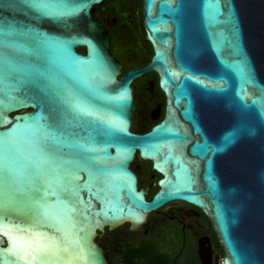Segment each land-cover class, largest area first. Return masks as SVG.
I'll use <instances>...</instances> for the list:
<instances>
[{
    "label": "water",
    "instance_id": "obj_1",
    "mask_svg": "<svg viewBox=\"0 0 264 264\" xmlns=\"http://www.w3.org/2000/svg\"><path fill=\"white\" fill-rule=\"evenodd\" d=\"M105 1L44 0L41 17L0 0V150L16 149L21 200L28 173L49 179L46 207L0 208V264H107L106 229L145 233L173 201L205 214L221 264H264V0H141L152 56L125 72L95 16ZM150 70L165 113L135 133L132 82ZM136 155L159 175L150 199Z\"/></svg>",
    "mask_w": 264,
    "mask_h": 264
},
{
    "label": "flooded vegetation",
    "instance_id": "obj_2",
    "mask_svg": "<svg viewBox=\"0 0 264 264\" xmlns=\"http://www.w3.org/2000/svg\"><path fill=\"white\" fill-rule=\"evenodd\" d=\"M126 1L120 0V6L104 2L95 10V16L107 28L111 53L124 72L145 66L152 56L143 27L142 1L135 0L133 6ZM132 87L135 109L132 131L143 133L163 118L165 95L159 86L158 73L153 70L135 78ZM131 168L137 175L138 187L148 188L146 197L150 199L158 188L154 182L159 175L149 161L137 155ZM148 219L145 233L130 231L127 224L105 230L97 242L103 248L107 264H221L223 249L199 208L173 201L150 213Z\"/></svg>",
    "mask_w": 264,
    "mask_h": 264
},
{
    "label": "snow or ice",
    "instance_id": "obj_3",
    "mask_svg": "<svg viewBox=\"0 0 264 264\" xmlns=\"http://www.w3.org/2000/svg\"><path fill=\"white\" fill-rule=\"evenodd\" d=\"M17 6L26 10L32 15H39L41 17L53 15V13L49 11L51 6L45 3L44 0H10L9 7ZM4 56L6 57V55ZM15 151L16 149L10 141L5 139L2 142V150H0V176H8L11 179L9 180L7 187L0 186V208L5 206L12 207L13 209L23 207L31 212L34 211L33 206L46 207V205L44 204V198L42 196L35 195V193L41 191L47 194V190L42 188L38 183V181L41 179H43L45 183L49 182V179H45V171L30 172L27 174L25 183H28L32 186L31 188L27 189V191L31 194L29 195L27 200H21L16 195L17 189H14L13 187V184L16 182L15 174L17 172V169L13 164ZM34 154H38L41 156L44 155L42 149L39 146L35 148ZM56 168H59V165H55L53 168H50L48 170L50 176L56 175ZM67 175H69V173L67 172V170H64V172L62 173V177ZM65 184L67 186H70V181H66ZM64 190L68 191V187H65ZM69 194L71 195V193Z\"/></svg>",
    "mask_w": 264,
    "mask_h": 264
},
{
    "label": "trees",
    "instance_id": "obj_4",
    "mask_svg": "<svg viewBox=\"0 0 264 264\" xmlns=\"http://www.w3.org/2000/svg\"><path fill=\"white\" fill-rule=\"evenodd\" d=\"M109 0H106L105 1V3H107ZM126 1V0H125ZM125 3H127L128 4V6L130 5V6H133L134 4H135V0H127ZM116 4H117V6L120 4V0H117L116 1ZM120 6V5H119ZM100 8V6L99 7H97L96 8V12H97V10ZM129 29L131 30V28L129 27ZM78 51H80V52H82V53H84V48H78Z\"/></svg>",
    "mask_w": 264,
    "mask_h": 264
},
{
    "label": "rangeland",
    "instance_id": "obj_5",
    "mask_svg": "<svg viewBox=\"0 0 264 264\" xmlns=\"http://www.w3.org/2000/svg\"><path fill=\"white\" fill-rule=\"evenodd\" d=\"M117 0H109L107 3H108V6H113L115 3H116ZM156 179H154L155 181ZM156 185V182H154V186ZM154 192V190H151L150 191V194H152Z\"/></svg>",
    "mask_w": 264,
    "mask_h": 264
}]
</instances>
